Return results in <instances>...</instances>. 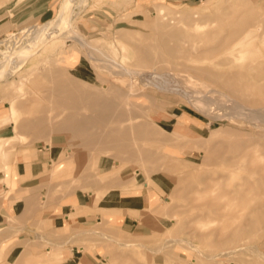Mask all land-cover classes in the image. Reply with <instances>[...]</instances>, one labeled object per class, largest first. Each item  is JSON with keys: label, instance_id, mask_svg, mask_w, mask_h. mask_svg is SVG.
<instances>
[{"label": "rangeland", "instance_id": "obj_1", "mask_svg": "<svg viewBox=\"0 0 264 264\" xmlns=\"http://www.w3.org/2000/svg\"><path fill=\"white\" fill-rule=\"evenodd\" d=\"M64 1L55 0L54 15L51 20L56 19ZM78 1L80 2L74 0L71 6L72 13L66 18L67 22H72L73 27L75 26L74 28L92 43L100 42L98 46L104 48L105 54H99V50L95 51V48L77 45L81 47L82 53L78 64L70 71L101 88L113 85L115 89L117 87L125 94L130 93L131 98L141 102L137 109L150 113L157 124H148L147 117H138L133 121L135 124H147L155 133L151 136L145 134L130 137L129 142L133 139L137 141L136 146L133 147L136 152L134 156L135 153L130 150L119 152L110 146L83 145L80 143V138H72L63 131L47 130L46 135L42 136L24 132L21 136L13 127L12 119H9L0 127V135L4 138L14 136L4 149H13L11 155L19 159L13 161L4 180L0 179V195H2L0 197V264H12L28 242L33 244L34 254L33 257L31 254L26 264H44L43 256L52 249V245L46 240L48 237L49 241H58L61 244L72 239L64 244L66 246L64 258L56 259L53 262L56 264H78L84 258L87 264H264L262 258L264 257V215L253 214L254 209L259 205L257 202L260 199L264 202V196L262 197L264 186L256 185V188L251 190L252 184L247 181L255 180L262 175L254 172L256 168L252 165L258 163L254 164L251 161L257 154L264 155V41L259 37L264 30V0H81L83 3L80 4ZM13 3L14 0H0V8L4 9L6 5ZM156 5H166L165 17H174L176 20L190 19L188 12L203 13L201 19L205 23L202 28L205 35L192 29L189 32L193 33L192 38L182 41L183 49L190 54V57L170 56V65L166 64V66L160 62L156 65L157 69L172 74V86L177 85L176 90L159 89L158 86L147 83L148 81L140 75L120 72L116 63L110 60L114 49L112 42L115 44L120 29L137 30L138 32L133 36L136 40L146 38V41H155L153 38L157 31L154 20L157 15L155 12L158 10ZM48 20L27 19L19 24L5 25L3 14L0 12V48L6 50V44L11 46L17 41L16 36L19 39L23 38V34L19 32L23 27L43 24ZM240 20L253 24L250 25V28L254 29L252 41L232 52L227 47L211 49L230 30L236 28V22ZM63 40H65L64 48L75 42L70 37ZM61 44L59 41L46 50L41 48L9 78L7 86L1 85L0 116L7 110L6 101H9V98L15 97L20 103L25 99L23 96L26 97L31 91L32 85H27L29 80L24 84L23 89L18 87V82L10 81H19L20 76L26 79L28 75L35 77L32 71L44 75L45 68L56 65L57 61L52 59L60 56L58 52ZM193 44L198 46L193 47ZM91 49L98 57L106 58H102L103 60L89 58L87 52ZM236 54L241 55L239 62L222 63ZM3 58L0 53V60ZM96 62L104 68H100ZM126 65L141 66L142 72L150 71L152 68L144 67L143 63L138 61V56L130 59ZM106 66L110 68L111 73L105 68ZM190 66H207L214 72L223 74H232L239 70L243 72L246 84L250 85V88L243 94L231 91L212 78L198 74ZM191 76L193 79L190 78ZM51 83L53 79L48 76L39 82L41 89L38 91L41 95H44L45 88ZM31 96L43 103L39 94L34 93ZM44 105L49 109V104L44 103ZM122 107H126L127 112L129 107L135 106L122 103ZM23 111L21 110V119L33 115L28 109ZM4 121L0 120V124ZM45 124H49V120L45 121ZM171 130L179 134L170 133ZM49 142L52 145L50 149L46 148ZM257 142L259 144H256ZM244 145H249L248 152L241 156L239 153ZM23 148L24 153L29 154L26 159L21 155L22 153L17 154L18 150L22 151ZM140 150L151 151L152 157L149 158L146 154L140 156L138 154ZM3 156L4 153L0 152V165ZM39 158L43 161V167L38 170V173L41 172L36 179L28 180L26 176L18 178L14 175V168L19 161L30 165L31 162L40 160ZM62 160H66V169L52 173L55 164L58 165ZM117 160L123 168L119 180H124L126 176H134L138 183L150 182L149 188L141 186V189L146 192L151 190L153 194L151 198L146 197L141 210L129 211L134 219L124 222L123 215L120 223L106 221L104 215L108 211L97 208L109 190L122 188V185L117 183L115 174L112 173ZM261 162L264 163V160ZM137 169L140 170L138 175ZM214 177L219 178V182H215ZM232 189L234 191H231ZM203 190L206 192L204 193ZM246 192L253 194L254 198L251 199H255L254 202ZM77 193L90 196L87 206L76 207L74 201ZM115 195L118 197V192ZM95 196L99 198L96 199ZM168 196L170 198L167 200ZM213 197L215 199L209 202ZM244 197L246 199H242ZM18 199H21L23 204L21 213L15 215V218L6 219L2 214L5 209H11L12 204ZM94 200H97L96 203ZM66 204H73V207L81 212L76 215L70 226H67L68 220L63 214L72 212ZM63 206H66L64 212ZM204 212L208 214L204 215ZM57 214H62V223L65 222L66 225L63 228H55L56 220L52 218H56ZM37 227L40 232H37ZM92 229H97V232ZM219 234L220 237L217 236ZM73 236L75 238H71ZM174 237L188 239L194 247L188 245L186 241L175 242ZM167 239L172 240L171 243ZM119 242H129L131 245L124 246ZM164 244L166 247L162 251H156ZM232 249L237 251L232 254L225 253ZM52 251L57 253L60 249H52ZM257 251L259 254H256ZM203 253L205 255H202ZM70 256L74 259H68Z\"/></svg>", "mask_w": 264, "mask_h": 264}, {"label": "bare ground", "instance_id": "obj_2", "mask_svg": "<svg viewBox=\"0 0 264 264\" xmlns=\"http://www.w3.org/2000/svg\"><path fill=\"white\" fill-rule=\"evenodd\" d=\"M82 1H84V0H82ZM82 1L80 0L81 3H83ZM80 2L78 4H80ZM73 3H74V0H65L61 5V10H60L59 14H57L56 19H53V20L50 19L47 22H44L43 24L41 23V24L34 25V26L23 27L19 31L20 33L23 34V38L19 39V37L15 35L16 38H18V39H17V41H15L14 44H12L11 46H9V44H6L7 45V47H5L6 50H3L0 48V53L4 57L3 59L0 60V87H1V85L7 86L8 85L7 82L9 81V78L14 73H16L17 70H19L27 62V60L31 56H34L41 48L43 50H46V48H49L52 45L54 46L59 41L62 43L61 45H59L60 50L58 53L60 54V56L52 59L53 61H57V63H55L56 65L54 67H50L48 69L45 68L46 72L44 73V75L46 77L47 76L51 77L53 79V83L47 85V87L45 88L44 95H41L40 91H38L41 89V87H39V82L41 80H43V78H46L44 75H39V74H36V72L32 71V74L36 75L35 77L28 75L27 79H26V77L20 76L19 81H15V80L10 81L11 83L18 82V87L20 89H23L24 84H26V82L29 80L28 81L29 84H27V85L28 86L32 85L30 87L31 91L29 92V94L27 93L28 95L26 97L23 96V98H25V99L20 101V103L17 102L15 97L9 98V101H6V103L8 104L7 110H5L2 113V115L0 116V120H2V121L5 120V121L2 124H0V127L3 126L4 124H6L9 121V119H12L11 122H12L13 127L15 128V130H17L16 132L19 133V135H21V136H23L24 132H29V133L32 132L38 136H42V135H46L47 130H50V132H52L53 130L60 131V132L63 131L72 138H80V143L83 145H86V146L99 145V146H104V147L110 146V148L118 150L119 152L130 150L132 153H135L134 154V156H135L136 152L133 150L134 149L133 147L136 146L137 141H135L133 139L132 142H129L130 137H133L135 135L136 136H143L145 134L148 136H151V135H154L155 132L152 131L150 129V127L147 126V124H145V123L144 124H135V122L133 120L134 119L136 120L138 117H145V118L147 117V123L148 124H153V123L157 124V122L154 120V118L151 116L150 113H147V111H143V110L141 111L140 109H137L138 108L137 106L140 105L139 103H141V102L133 99V97L131 98L130 93L125 94L124 92H122V90H119L117 87L115 89V86L113 87V85H108L109 83H107V81H106V83L108 86H103L101 88L98 85L93 84V83L89 82L88 80L81 78V77L77 76L76 74H74L70 71V69L75 68V66L78 64L79 59H80V55L82 53L81 47L79 48L77 45H81L82 47H89V48H93V49L95 48V51L99 50L98 51L99 54H101V55L105 54V52H104L105 50H103L104 48H102V46H100V45L98 46V44L100 42L99 43L97 42L96 44L92 43V41L88 40L82 33H80L77 29H75L74 28L75 26L73 27L74 24L72 22L71 23L67 22L68 20H66V18H67V16H70L72 13L71 6ZM82 5H84V4H82ZM156 7L158 10H157V12H155L157 15H156V18L154 20L155 21V27H156L155 29L157 31V33L155 34V37L153 38V40H155V41H152V42L150 40L146 41L145 40L146 38L142 39L140 41L136 40V38H133V36L136 32H138L137 30L132 31L129 28L120 29V31H118V35L116 36L115 44L111 41L112 46H114V49L111 52L110 60L112 62L116 63V65L119 67V71L121 70L120 72H126V74H128V75H134V76L140 75L141 77H144V79H146L148 81V82L146 81L147 83H151L155 86H158L159 89H174V90H176V88H178L177 85L172 86L173 85L172 84V82H173L172 74L167 73L163 70L161 71V70L157 69L156 65H158L157 64L158 62H160L161 64L170 65L169 64V62L171 61L170 56L178 55L179 57H186V58L190 57V54H187L186 51H184V49H183L184 44H182V41L183 40L184 41L189 40L190 38H192L193 33H189V32H191L192 29L199 32V33H202L203 35H205V32H203V30H202V28L205 26V23L202 22V19H201L203 17L202 16L203 13L188 12L189 15L191 16L190 19L186 20L185 18H183V19L176 20L174 17H171V18L165 17L164 10L167 8L166 5H163V6L156 5ZM205 7L206 6H204V8ZM250 25H253V24H250L249 21H246V22L241 21V20L237 21L236 22V28L230 30L229 33L226 36H224L223 38H221L219 40L218 44H215L214 46H212L211 49H214L216 47H219V48L227 47V49L229 48L231 50L230 52H232L234 50H239L240 48L246 46V44L249 41H252L251 36L254 32V29L250 28ZM256 26H259V25H256ZM108 34L109 33H107V36H109ZM105 35H106V33H105ZM68 37L72 38L75 42L73 44H70V46L68 48H64L65 47L64 46L65 40H63V38L66 39ZM150 37L152 38V36H150ZM259 37H261L264 41V30L259 34ZM60 38H62V40ZM8 39H10V38H8ZM10 40H12V39H10ZM174 40H176V41L173 42ZM197 46L198 45L193 44V47H197ZM2 50L4 52H2ZM87 54H88L89 58H91L93 60L103 58V57H101V58L98 57L97 54L94 51H92V49L88 50ZM137 56H138V61L140 63H143L144 67H146V66H147V68L152 67L151 69L149 68L150 71L145 70L144 72H142L143 68L141 66L140 67H133L130 65H126V62H128L133 57L136 58ZM240 56H241L240 54H236L235 56H233L231 58L232 60L230 58H228L227 60H224L222 63L235 64V63L239 62L238 60L240 59ZM105 58H103V59H105ZM89 61H90V59H89ZM106 61H107L106 63H108V60H106ZM103 63H105V61ZM110 63H109V65H110ZM97 65H99L100 68H102V67L104 68V66L101 67V64L99 62L97 63ZM105 65H107V64H105ZM105 68H107V66ZM190 68H193L195 70V72H197L198 74H201L205 77L212 78L213 81L218 82L220 85L230 89L231 91L243 94L248 88H250V85L246 84V78L244 77L243 72H241L239 70L232 72V74H223V73H219V72H214L211 68H208L207 66H197V67H195V66L191 67L190 66ZM109 71L111 73V70H109ZM115 72H117V71L115 70ZM190 78L193 79L192 76ZM30 81H31V84H30ZM134 83L135 82H133V84ZM32 88H33V91H32ZM185 88H186V86H185ZM46 90H48V91H46ZM4 91H5V89H4ZM34 93L39 94L43 103H41L40 101L35 99L33 96H31V94H34ZM23 98H21V99H23ZM44 103L47 105L49 104L48 105L49 109L47 108V106L44 105ZM122 103L125 105L128 103L129 105H133L135 107L134 108L129 107L127 109V112H126L127 106L125 108L122 107ZM261 106H262L261 108H263V105H261ZM57 107L60 109H58ZM55 108L58 110H55ZM150 108H152V107H150ZM23 109L24 110L28 109V111H30V113L33 115H31V117L21 119L20 115H21V110L23 111ZM49 110H50V112H49ZM252 113H253V111H252ZM254 114H255V112H254ZM48 120H49V124L46 125L45 121H48ZM56 121H57V123H56ZM161 128L163 130H165L163 127H161ZM169 132L174 133V134H179L175 130H173V131L171 130ZM13 137L14 136L11 135L8 138L7 137L4 138L2 135H0V152L4 153V156L2 158V165H0V173H1L0 179L1 180H4V176L8 175L9 167L11 166L13 161H17L19 159V157L18 158L16 157L17 158V160H16V158H14L11 155V151H13V149L12 150L9 148L4 149V146L9 144V142L12 140ZM233 144H232V146H233ZM256 144H259V143L257 142ZM260 145H261V143H260ZM236 146H237V144H236ZM51 147H52V145L50 144V142L46 144V148L50 149ZM248 147H249V145L245 146L240 151L239 155H241V156L246 155L248 152V149H247ZM252 147H253V145H252ZM259 147L261 148L262 145ZM65 149H63V150H65ZM17 154H19V155L21 154V155L25 156V159L29 157L28 152L24 153V148L22 149V151L18 150ZM138 154L140 156H142V155L145 156V154H146L147 157H149V158L152 157V153L149 150H146V151L140 150V151H138ZM155 154H157V153L155 152ZM163 155H164V153H163ZM30 156H32V155H30ZM157 156H159V155L157 154ZM50 159H52V158H50ZM262 160H264V155L263 154H260V155L257 154L256 157L253 158V160L251 161L254 164L258 163V164L252 165V167L256 168L254 170V172L262 174L261 176L259 175L260 177H258V178L256 177L255 180H247L248 183L252 184L250 186L251 190L255 189L256 185L264 186V163L261 162ZM65 162H66V160H62L58 163V165L55 164V166L53 167L52 173H56L59 170L64 171L66 169ZM240 164H242V163H240ZM115 165H116V167L114 168V171L112 173L115 174V178H117V180H118L117 183L118 184L120 183L126 191H128V192H140L141 186H145L147 188L150 187V185H151L150 182H145L143 184L138 183L137 178L134 176H132V177L126 176L124 180H122V179L119 180V178H121L120 177V171L123 168L120 167V161L119 160L116 161ZM5 172H6V174H4ZM139 173H140V170L137 169L136 174L138 175ZM79 174H80V172H79ZM77 177H79V176L77 175ZM214 179H216L215 182H219L218 181L219 178L217 179L214 177ZM220 179H222V178H220ZM209 181H211V180L209 179ZM209 181H208V183H209ZM50 182H51V180H50ZM211 182L213 183V181H211ZM243 183H245V182H243ZM208 187L209 186L207 185V188ZM104 189H106V188H104ZM238 189H239V187H238ZM193 190H195V189H193ZM210 190H211V187H210ZM195 191H197V190H195ZM195 191H192V193H194ZM203 191H204V193L206 192L205 190H203ZM231 191H234V190L232 189ZM208 192H209V190H208ZM188 193L190 194L191 192H188ZM240 193H238V194H240ZM247 193L248 192H246V195H247ZM147 194H148L149 198H151L153 196L151 190H148ZM98 195H99V193H98ZM1 196L2 195H0V197ZM250 196H251L250 197V199H251L253 197V194H251ZM258 196H260V195H258ZM263 196L264 195H262V197ZM100 197H102V195ZM95 198H96V196H95ZM98 198L99 197H97L96 199H98ZM166 198L168 200V198H170V196H168ZM228 198H229V196H228ZM228 198L226 200H228ZM214 199L215 198L213 197L212 200H210L209 202L213 201ZM216 199H218V197ZM232 199H235V198H232ZM242 199H246V198L244 197ZM242 199H241V201H242ZM258 199H260V198H258ZM251 200L253 201L255 199H251ZM94 201L96 203L97 200H94ZM261 201H263V199L262 200L260 199L259 202L256 201L257 203H259L257 208H255L256 210L254 209V213H253L256 216L264 215V202H261ZM191 202H193V201H191ZM195 202L196 201H194L193 203H195ZM239 202H240V200H239ZM74 203H75V201H74ZM95 203H94V205H95ZM200 203H201V201H200ZM234 203H236V202H234ZM238 206L240 207L239 204L237 205V207ZM76 207H77V204H76ZM97 207H98V205H97ZM177 208H178V206H177ZM103 210L108 211L104 215V216H106L105 217L106 221L120 223L123 220V215H124L123 212H125L123 209H121V208H103ZM214 211H215V209H214ZM219 211H220V208H219ZM226 211H228V210L226 209ZM79 213H81V212L78 209L76 210L75 208H73L72 212L67 215V218H68L67 219L68 221L66 223L67 226L72 225V222L76 219V215H78ZM100 213H102V211ZM207 214H208V212L205 213L204 215H207ZM3 216H5L6 219L16 217L10 213V209L9 210L5 209ZM197 216L195 218H197ZM200 216L202 217V215H200ZM200 216H199V219H200ZM247 220H248V218H247ZM190 222H191V219H190ZM49 223H51V220ZM12 226H14V225H12ZM59 227L63 228V226H58V225H56L55 228L59 229ZM40 229H41V227H40ZM92 230H95V232H97V229H92ZM37 232H40V231H38V227H37ZM81 232H79V233L81 234ZM187 232H189V231H187ZM201 232H202V230H201ZM204 232H206V231L204 230ZM226 232L228 233V231H226ZM103 234H105V232ZM206 234H207V232H206ZM45 236L47 237V235H45ZM217 236L220 237V234ZM221 236L223 237V235H221ZM107 237L110 238V236H107ZM71 238H75V236H73ZM48 239H49V237H48ZM48 239L46 238V240L52 245L51 248L52 249H60V252L57 251V253H55L51 249L50 251H48V253L45 256H43L44 258L42 261L44 264H56V263H53L56 259L64 258L63 253H64V248H66V246H64V244L66 245L72 239L64 241L62 244H61V242L58 243V241H53V240L51 242V240L49 241ZM171 241L172 240H170L169 242L171 243ZM174 241L175 242L186 241L188 243V245H190L191 247H194L192 245L191 241L188 239H185V238H179V239L175 238ZM119 243L121 245H124V246L131 245L129 242H119ZM133 243H135V242H133ZM165 247H166V245L164 244L163 246L157 248L156 251H158V252L162 251ZM252 247H253V245H252ZM147 249L149 250V248H147ZM151 249L152 248H150V250ZM256 250H258V249H256ZM236 251H237V249H232V250L226 251L225 253L226 254H232V253H235ZM117 252H119V251H117ZM243 252H244V250H243ZM257 253H258V251L256 252V254ZM260 253H261V251H260ZM31 254L33 257V254H34L33 244L31 242H28L25 245L24 250L19 253V255L12 262V264H24V263L26 264L29 261V257L31 256ZM202 255H205V254L203 253ZM261 256H262V254H261ZM208 257L210 258V256H208ZM34 258H36V257H34ZM122 258H124V257H122ZM262 258H264V257L262 256ZM127 259L128 258H126L125 260H127ZM78 264H87L86 259L85 258L81 259Z\"/></svg>", "mask_w": 264, "mask_h": 264}, {"label": "crops", "instance_id": "obj_3", "mask_svg": "<svg viewBox=\"0 0 264 264\" xmlns=\"http://www.w3.org/2000/svg\"><path fill=\"white\" fill-rule=\"evenodd\" d=\"M54 2L55 0H14L13 4H8L4 9L0 8V12L3 14L4 23L3 24H19L24 22L27 19L33 20H48L53 17L54 15ZM43 161L36 160L34 162H31L30 165H27L26 162H18L17 166L14 168L15 172L14 175L18 178L22 176L28 177V180L30 179H36L38 173V170L43 167ZM23 184V182L21 183ZM25 188V187H24ZM123 188V187H122ZM122 188H114L112 190H109L107 194L104 196L103 199L98 204V209L103 208H121L125 212L124 214V222H126L128 219H134L130 213L132 211H139L143 208V203L146 202V197L148 196L147 192L143 189L140 190V192H127L123 193ZM124 189V188H123ZM116 192H118V197H116ZM90 196H87L84 193H77L75 203L81 207V206H87L89 204V198ZM87 199V200H86ZM142 203V204H141ZM21 199L16 200L12 204V208L10 209V213L12 215H19L21 213ZM67 207L73 210V204H66ZM62 207L63 212L65 211V207ZM64 216L67 215L65 212L63 213ZM3 215V214H2ZM1 215V216H2ZM62 214H57L56 218H52V220H56V225L60 224V226H65V222H63ZM82 217V216H81ZM80 217V218H81ZM88 217V216H87ZM54 222V221H53ZM58 223V224H57ZM68 259H74L73 256H70Z\"/></svg>", "mask_w": 264, "mask_h": 264}]
</instances>
